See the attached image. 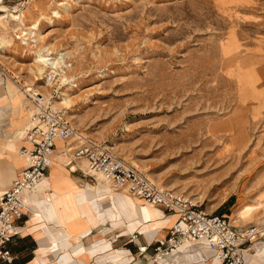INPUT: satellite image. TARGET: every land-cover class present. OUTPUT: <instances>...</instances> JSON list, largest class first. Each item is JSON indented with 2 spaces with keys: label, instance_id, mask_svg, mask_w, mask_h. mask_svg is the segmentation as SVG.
Segmentation results:
<instances>
[{
  "label": "rangeland",
  "instance_id": "rangeland-1",
  "mask_svg": "<svg viewBox=\"0 0 264 264\" xmlns=\"http://www.w3.org/2000/svg\"><path fill=\"white\" fill-rule=\"evenodd\" d=\"M33 24L41 35L26 45L20 29ZM0 43L9 85L39 91L160 188L258 230L247 264H264V0H0ZM39 53H67L69 67L54 73ZM195 253L177 256L198 264ZM153 254L149 264L165 259Z\"/></svg>",
  "mask_w": 264,
  "mask_h": 264
},
{
  "label": "crops",
  "instance_id": "crops-1",
  "mask_svg": "<svg viewBox=\"0 0 264 264\" xmlns=\"http://www.w3.org/2000/svg\"><path fill=\"white\" fill-rule=\"evenodd\" d=\"M9 86L14 85H9L0 72V195L27 167L19 151L30 148L24 139L29 128L22 125L29 108L23 99L13 104ZM68 148L64 142L55 144L51 166L29 195V208L15 223L19 234L8 244L14 259L11 263L0 260V264H149L148 254L165 242L177 214L142 206L130 197L135 207L126 206L118 197L122 193L111 194L105 182V186L94 183L96 179L87 173L85 161L72 160ZM145 207L154 209L157 217L145 218ZM125 215L133 223L126 224ZM63 236L67 242L60 245ZM250 244L243 248L244 264ZM186 249L196 251L198 264H217L203 241L192 242L156 264H184L188 256L177 255Z\"/></svg>",
  "mask_w": 264,
  "mask_h": 264
},
{
  "label": "built area",
  "instance_id": "built-area-1",
  "mask_svg": "<svg viewBox=\"0 0 264 264\" xmlns=\"http://www.w3.org/2000/svg\"><path fill=\"white\" fill-rule=\"evenodd\" d=\"M0 72L4 70L0 66ZM54 76L47 75L51 83ZM23 93L35 107L33 125L24 137L30 148L19 151L27 167L0 195V260L11 263L14 259L8 244L19 234L15 223L29 208V195L36 189L52 164V152L57 141L69 146L72 160H83L87 173L100 175L114 191L125 192L145 204L160 207L178 218L170 228L165 242L154 249L153 261L175 253L180 247L195 241H203L214 253L217 264H244L242 253L247 243L259 234L255 228L238 230L226 216L201 210L188 197L173 190L158 187L138 168L114 155L107 147L75 132L65 111L53 108L38 92L26 88ZM76 143L70 146L69 143ZM72 160L69 162L71 163ZM141 252L145 248L140 249Z\"/></svg>",
  "mask_w": 264,
  "mask_h": 264
},
{
  "label": "bare ground",
  "instance_id": "bare-ground-1",
  "mask_svg": "<svg viewBox=\"0 0 264 264\" xmlns=\"http://www.w3.org/2000/svg\"><path fill=\"white\" fill-rule=\"evenodd\" d=\"M61 5L62 4H59V6H61ZM1 10H2V12H4V15H2V18L3 19H6V21L10 23L14 19L13 12H11V11L5 9V8H3V9L1 8ZM24 27H26V26H24ZM20 30H22V35H23V38H24V41H25V44L26 45H28V42H29L30 38H34V37H37V36H40L41 35V34H37V32L39 31V25L38 24H33L32 26H30L28 28L20 29ZM30 42L36 43V40H31ZM3 51H4V44L0 43V53H3ZM37 55H38V58L35 60V63L36 64H39L40 63L42 65L44 64L46 66H49L50 69L53 70L52 72H54V73L58 70V68H60L62 70L64 67H69V66H66V62H65V60L68 59L67 53L60 54V57L58 59H53L51 57L49 58L47 56L42 55V53H39ZM38 71L40 72V74H43V72H46L47 70L44 69V68L38 67ZM40 79H37V80L39 81ZM64 81L65 82H68L70 80L68 78H64ZM8 89L11 91V95L14 97L13 104H16L20 99H23L22 98L23 93L16 86H9ZM31 91H35V92L40 93L37 90H31ZM41 95H42L44 101L49 102V99L46 96H44L43 94H41ZM69 103H70V99H68V98L67 99H64L63 104L69 106ZM28 112H31V111H28L27 110V114H28ZM21 114H23V112H21ZM23 115H25V114H23ZM24 118L25 117L23 116L22 122H24V120L26 119V118L25 119ZM31 123H33V122H31ZM22 130H24V129H22ZM58 142H62V141H57L56 144ZM146 177L149 179L148 176H146ZM118 197H121L123 199V202L125 203L126 206H130V207H132V209L135 207L134 202L128 196H126L125 194H119ZM142 214H143V216L145 218H156L157 217V212L154 209L149 208V207H145L144 209H142ZM61 241L62 242L60 243V245H62L63 243H66L67 242V237L63 236L62 239H61ZM185 246H187V245H185ZM185 246L180 247L178 250L184 248Z\"/></svg>",
  "mask_w": 264,
  "mask_h": 264
}]
</instances>
